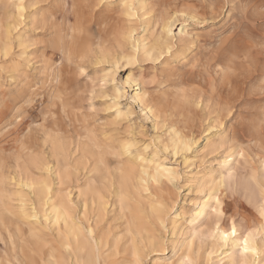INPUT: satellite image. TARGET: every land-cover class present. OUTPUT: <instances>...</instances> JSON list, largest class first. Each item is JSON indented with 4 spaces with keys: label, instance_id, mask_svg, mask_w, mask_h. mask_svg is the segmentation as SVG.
<instances>
[{
    "label": "bare ground",
    "instance_id": "obj_1",
    "mask_svg": "<svg viewBox=\"0 0 264 264\" xmlns=\"http://www.w3.org/2000/svg\"><path fill=\"white\" fill-rule=\"evenodd\" d=\"M44 1L0 0V61L7 59L10 64L14 62V70L12 71L17 72L19 77L22 76L25 80H28L30 61L27 60V57L31 54L21 51L18 55L19 60L16 59V61V57L11 58L14 55L11 54V49L13 45L17 48H28L29 46L25 45L30 41L27 34L29 35V31H32L35 35V32L40 30L36 34H40L42 38H48L40 49L42 75L30 87L27 86L28 83L24 87L30 89L32 96H40L42 94L41 90H43L50 102L49 105L55 106L57 101L62 110L67 107L66 98L63 94L66 89L62 86L63 69L60 68L63 61L74 64L77 62L78 64L93 63V66L99 67L101 72L99 78L101 85L99 87L104 88L108 84L111 94H104L106 92L101 90L98 94L103 93L101 97L109 98L106 109H111L115 113V117L119 119L129 116L130 106H125V110H122L123 107L120 105V100L123 98L122 90L118 87L119 83L116 81V75L124 71L126 69L124 67L144 62H156L161 58V60L165 59L166 63L169 59L170 61L173 59L177 61V59L186 56L187 53H191L190 49L194 48L193 45L196 42L191 38V34L189 35L187 32V26L181 24L177 32V41H173L174 26L185 13L178 10H174L172 15L162 13L164 17L162 15L158 28L153 31V28L157 26L156 23L151 22L153 17H145L150 13L146 9L147 0H136V2L134 0H118L117 12L119 16L125 18L123 22L127 25L124 27L109 26L108 28L106 27L110 24H103V28H101L102 25L99 27L96 25L97 29L94 33H91L92 29L89 26H82L84 21L81 22L78 18L72 22L73 24L65 26L60 24L57 26L55 21L52 20L53 14H46L45 10L40 8L41 6L38 7ZM91 1H87V7H90ZM101 1L103 0H93V7H96ZM110 1L113 0H105L104 4H111ZM190 11L192 12L193 9L191 8ZM90 14L92 13L90 12ZM185 16L190 21L195 20L197 17L190 13L185 14ZM81 17L83 18V16ZM87 20L85 23H88ZM136 24L143 25L142 32L144 35L134 40L133 33L136 31L134 29ZM151 29L150 40H148L145 34L149 33ZM57 56L61 58L60 63L55 61ZM219 57L214 58L216 63L222 62L221 66L223 68L224 66L229 68V63H224L225 61L220 59L217 60ZM227 68L224 69L227 70ZM224 69L220 71L222 75ZM161 75L163 77V74ZM132 76L133 74H128L123 82L127 87H135V92L130 96V100L141 109L147 119L152 121L154 128L159 124H164L160 108L157 106L158 103L155 99L148 97L149 94L142 76H136L138 78ZM9 79L11 81L12 77ZM38 84H40V88L36 89L35 87ZM199 102H197L198 105ZM193 104L197 105L192 102L191 105ZM214 104L216 103L214 102ZM186 108V105L182 106L183 110H186ZM230 109L233 108L226 105L225 108H222L226 113H229ZM10 114L9 111L0 110V119L8 118ZM225 117L227 118V115ZM216 120L218 119H211L213 126L216 125L214 124ZM219 126H222V124ZM171 129H169L170 132H172ZM211 129L209 130L211 131ZM96 133V130L84 126L83 131L76 138L73 137L75 138L73 145L64 143L60 136L61 133L59 134L60 139L56 133V136L55 134L44 136V143H48L49 158L35 153L27 156L25 164L24 161L22 162L23 166L20 168L24 177H19L21 180L14 184L16 185L14 189L18 187V190H9L12 195L16 196V199L9 198L11 194L4 188L8 176L6 177L0 171V228L11 224L13 219H8V215L12 218L16 217L13 220L16 223L12 224L15 226L13 228H15L17 234L25 230L22 228L23 231H20L22 226L27 229V234L30 237L29 239L28 236H25L29 243L28 250L32 248V250H35L34 253H37L35 255L29 251V254L35 255L36 258L38 255L37 260L39 259L37 262L34 257V259L27 260V263H19V260L17 264H143L147 256L156 255L165 250L169 253L178 251L180 255L171 262H165V259L160 260V258H157L152 264H198L199 250L203 248L205 242H208L207 244L210 246V252L204 251L207 255L203 254V256H206V262L210 261L209 256L213 252L212 249L217 246L218 250L226 248L219 254L222 256L219 262L224 261L223 264H261L259 257L263 251L259 249L260 247L257 246L255 239L256 236H261L259 232L264 229V158L260 162L258 171H250L246 176L242 174V178L237 183L235 176L233 179L232 175L228 174L226 177L221 172L217 177L211 172L199 176L200 178H192L193 182H198L199 188H202V190L205 188V191L206 188H221L230 184L234 186L238 184L244 192L247 205L250 204L258 214V221L254 227L252 226L253 228L247 226L244 231H241L232 222L230 224L227 222L229 226L226 227L222 221V202L221 197L219 198L217 195L219 191L217 190L218 192L215 193L214 190L213 194L211 192L209 194L208 190V195L203 196L199 200L196 209L188 215V217H192V220L190 229L187 228L188 231H186L183 223H181L184 218H182L183 213L176 210V212L170 213L174 207L172 206L174 201L170 200L169 186L177 180L179 173L174 167L168 165L167 160L162 155L170 153L172 157H175L179 153L185 154L189 152L195 141L186 137V135L179 134V132H172L173 137L168 143L158 140L153 145L149 143L152 146L146 143V145L138 146V143L133 139L134 137L126 138L124 135L119 138L107 132ZM69 142L71 143V141ZM232 144H234V141H231ZM233 147L236 148L235 145H232L231 148ZM44 148L42 149L44 150ZM16 154L19 157L20 154ZM234 155L236 154L234 153ZM238 156L241 157L242 154ZM230 157L231 154L227 155L223 161L221 160L220 169L226 168L232 163ZM1 160L0 164L2 163ZM19 160L18 162H20ZM17 167L13 166L14 169L19 170ZM32 170L37 174H34ZM228 171H230V168ZM15 173L14 171L13 174ZM18 174L20 175V173H17V178ZM202 228L207 229L206 233H201ZM20 235L22 236V234ZM185 235L188 236H186V239L178 240L179 237ZM14 236H16L15 233L12 235L13 240L16 238ZM17 239L18 237L15 240ZM259 239H262L260 241L262 247H264V235ZM17 241L16 244H19V239ZM196 241H198L197 246H195ZM257 241V243H260L259 240ZM12 242L14 244V241ZM24 243L22 247L25 246ZM9 248L12 251L13 248L11 249L10 245ZM19 249L22 250L23 248ZM24 249L25 252L23 253L26 254L28 250L26 251V247ZM20 250H16L19 252L17 255L21 254L22 251ZM201 251L203 252V250ZM14 253L16 254V252ZM15 254L13 255L16 256ZM6 264L12 263L6 262Z\"/></svg>",
    "mask_w": 264,
    "mask_h": 264
},
{
    "label": "rangeland",
    "instance_id": "obj_2",
    "mask_svg": "<svg viewBox=\"0 0 264 264\" xmlns=\"http://www.w3.org/2000/svg\"><path fill=\"white\" fill-rule=\"evenodd\" d=\"M87 1L45 0L44 3L42 2L38 7L41 6L40 8L44 9L46 14H53L52 20L55 21L57 26L60 24H63L64 26L73 24L72 22L78 18L79 21H84L82 26H89L92 29L91 33L95 32L97 26L99 27L102 25L101 28H103L105 23L110 24L108 26L106 25V28L109 26L124 27L127 25L123 22V20L125 21V18L119 16L117 12L118 10L116 7L118 0L110 1L111 4H104L105 0H103L100 2L101 4L99 3L96 7H93V0H90L91 5L90 7H87ZM134 1L136 2V0ZM146 4L148 7H146V9L150 12V16L148 15L145 17H153L151 18V22L154 24L156 23L157 25L156 28H153V31L158 28L163 14L165 15V13H167L168 15H172L174 10H178L185 13L184 16L182 18L180 17L181 19L176 22L177 26H174L175 29L173 34L175 39L173 38V41H177V32L180 26L186 25L188 28H186L187 32L189 35L191 34V38L196 42L193 45L194 48L190 49L191 53H187L188 55L186 54V56L177 59V61L176 59H173L172 61L169 59V62L167 61L166 63L165 59L161 60V58L156 62H144L124 67L126 69L116 75V81L119 83L118 87L122 90L123 98L120 100V105L123 107L122 110H125V106H130L129 116L127 115V117L119 118L120 120L115 117V113L111 109H106L109 104V98L105 99L104 97H101L103 93L98 94L101 90L106 92L104 94L110 95L111 90L108 84L104 88L99 87L101 85L99 82L101 72L99 67L93 66V63L78 64L77 62L74 64L64 61L62 62V66L60 67L61 70L63 69L62 86L66 89L63 94L64 98H66L67 104V107L63 110L59 104H57V101L55 106H50V102L45 93H43V90H41L42 94L40 96L31 95L30 89L24 86L28 83L27 86L30 87L33 82H37L38 78L41 77L42 65L40 63V49L48 40V38H42L40 34H36L37 32L39 33L40 30H37L35 35L32 31H29L30 33L29 35L27 34V37H29L30 41L25 44L26 46H29L28 48L22 49L13 45L15 48L12 46L11 49V54H14H12L13 57L11 58L16 57L15 60H19L18 55L21 51L31 54L27 57V60L30 61L28 80H25L22 76V78L19 77L17 72L12 71L14 70V62H11L10 64L7 59L0 61V102L2 101L0 103V110L9 111V113L11 112L8 118L0 119V159L3 160H1L3 164H0V171L3 172L6 177L8 176V181L7 179L5 180V183H7L4 188L8 193L11 192L9 190H18V187L14 189L16 186L14 184L21 180L19 177H24L20 167L23 166V161L25 164L29 154L39 153L49 158L47 152L48 143L45 144L43 139L44 136L52 135L54 132L59 139L61 136L64 143L73 145L75 138L83 131L84 126H86L87 128L89 127V129L96 130V134L107 132L108 134L119 138L124 135L126 138L134 137L133 139L138 143V146H141L142 144L153 145L158 140L168 143L173 137L172 132H179L181 135H186V137L192 138L195 143L189 152L185 154L179 153L175 157H172L170 153L162 155L163 158L167 160L168 165L174 167L179 173L178 178L175 181L176 183L174 182L173 185L169 186V193H171L169 194L170 200L174 201V205H172L174 207L170 213L172 214L176 211L183 213L182 218L184 217V220L182 219L181 223H183L186 231H188L192 220V217L190 218L188 215L196 209L199 200L203 196L208 195V193L210 194V192L213 194L214 192L217 193L219 191L217 195L219 198L221 197L223 224L228 227L230 222L235 223L237 228L241 231H244L247 226L253 228L258 221V214L250 204L247 205L244 192L238 184H235V186L230 184L221 188H206L205 191V188L203 190L202 188H199V183H194L192 178H200L204 174L211 172L217 177L221 172L226 177L230 174L234 179L235 176V181L237 183L242 178V174L243 176H246L250 171H258L260 162L264 158V117H262L264 116V0H147ZM179 6L182 7L179 8ZM184 6H187L189 9L187 7V9L183 8ZM190 7L193 9L192 12L190 11ZM107 9L108 11H106ZM90 12L92 14H90ZM188 13L197 16L196 19H198V22L196 19L193 21L188 20L185 16V14L188 15ZM88 15L92 17L90 18ZM81 16H83L84 19ZM86 19H88V23H85ZM136 25L134 26L136 31L133 33L134 40L139 39L141 35H144L142 32L144 28L143 25ZM150 32H152V29L149 33L145 34V36L148 37V40H150ZM217 56H220L217 60L220 59L225 61L224 63L230 64L229 68L224 66L227 70L221 66L223 64L222 62L216 63L214 58ZM55 61L60 63L61 58L57 56ZM232 62H234L233 65ZM223 69L224 74L222 75L220 71ZM128 74H133V76H135L134 78L142 76L146 84L145 88L149 94L148 97L155 99L158 103L157 106L160 108L159 110L164 119V124H159L154 128L152 121L147 119L141 109H139L136 104L134 105L130 100V96L135 92V87H127L123 84ZM161 74H163V77ZM10 77H12L11 81L9 79ZM64 79L67 80V82H65ZM35 88H40V84ZM193 91H197L198 93ZM199 96L204 97L198 98ZM218 100L220 101L218 102ZM234 101L235 103H233ZM192 102L196 104L199 102V105H191ZM214 102L216 104H214ZM224 104L233 109H230L229 113H226L222 110V108H225ZM184 105L187 107L186 110L182 109V106L184 107ZM225 114L227 115V118L225 117ZM216 118L219 121L216 120L214 124L217 126H213V123L211 124V119ZM221 124L222 126H219ZM214 127H217V129ZM170 128H172V132H170ZM207 128L212 129L210 131ZM48 129L50 131H47ZM49 132H51V134H49ZM60 133L61 135L59 136ZM206 139H208L207 142ZM69 141H71V143ZM231 141H234V144L232 145H235L236 148H231ZM42 148H44V150ZM22 149L27 150L25 152V150L21 151ZM28 149L29 152L31 151L30 153L28 152ZM16 153L20 154L19 157H17L18 155ZM234 153L236 155H234ZM229 154H231L229 159L232 160L231 162L233 164L230 163L226 168L220 169V163ZM239 154H242V156H238ZM184 156L185 159L183 160ZM20 158L21 160H19ZM18 160L20 162H18ZM13 166L15 168L18 166L17 168H19V170L14 169ZM6 167L8 168V171ZM229 168L230 171H228ZM12 169L13 173L14 171L16 172L15 174L12 173ZM18 172L20 175L18 174L17 178L16 176ZM32 172L34 173V170H32ZM34 174L37 173L35 172ZM10 194L9 198L16 199V196L12 195V193ZM7 218L14 220L16 217L12 218V216L8 215ZM241 219L243 222L240 221ZM13 220L7 227L4 226L0 228V237L3 239L0 238V241H2L0 242V264H6V262L17 264L19 260V263H27L30 259H34V257V260L38 262L39 259L37 260L38 255L37 258L35 256L37 254L34 253L35 250H32V248L28 250L29 243L25 236H28L29 239L30 237L29 234H27V229L22 226L20 231H23V229L25 230L20 233L18 232V235L15 228H13L15 226L12 224H16ZM206 230L207 229L202 228L201 233H206ZM2 231L5 232L6 235H4L5 233L3 234ZM263 232L264 229L259 232L261 236L258 235L255 239L256 244H258L257 246L263 251L259 257L261 264H264V247H262V239H259V237L261 238L264 235ZM14 233L16 235L14 237H18L19 239V244H16L18 239H12ZM20 234H22V236ZM186 236L187 235L179 237L178 240L181 241L186 239L188 237ZM257 240H259L260 243H257ZM12 241H14V244ZM24 241L26 242L24 243ZM196 242L195 246L198 244V241ZM23 243L25 245L24 247H22ZM207 243L208 242H205L202 246L203 248L199 250L200 258L197 263L223 264L224 261L219 262L222 257L219 254L226 250V248L218 250L217 246L215 247L216 249H212L213 252L209 256L210 261L206 262V256H203V254L206 251L207 253L210 252V246ZM9 245L11 249L13 248L12 251L10 250ZM25 247L26 251L28 250V253L26 252V254L23 253L25 252ZM19 248L23 249L20 250ZM16 250L22 251L20 252L21 254H18L19 256L17 255L19 252ZM201 250H203V252ZM29 251L35 255L29 254ZM14 252H16V254ZM207 253H205V255H207ZM6 255L7 257H5ZM179 255L180 253H178V251L169 253L165 250L162 253L147 256V258L144 259L143 264H152L157 258H160V260L165 259V262H171ZM3 260L4 262H2Z\"/></svg>",
    "mask_w": 264,
    "mask_h": 264
}]
</instances>
